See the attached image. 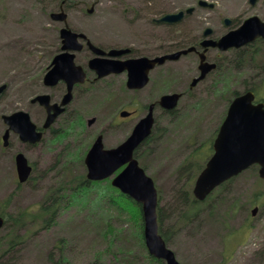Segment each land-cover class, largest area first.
I'll list each match as a JSON object with an SVG mask.
<instances>
[{"label":"rangeland","instance_id":"374dc122","mask_svg":"<svg viewBox=\"0 0 264 264\" xmlns=\"http://www.w3.org/2000/svg\"><path fill=\"white\" fill-rule=\"evenodd\" d=\"M68 1L67 4H72V6L69 5V9H66L67 6L65 8L69 26L75 30L87 32L94 41L96 39L106 45L110 43L112 36L111 24L107 23V20L114 15L115 19L121 22L124 10L129 4V0ZM97 1L99 3L93 8V4ZM163 1L167 2V9L175 6L174 0ZM178 2L183 6L191 0H178ZM232 2L241 3L242 0ZM57 9V4L53 0H0V86L4 84L9 86L0 99V136L6 128L2 120L3 115L30 109L28 102L30 92L24 85L43 71L44 64H47L49 58L55 53L58 46L57 31L62 24L51 20L50 14ZM91 9L94 11L88 14L87 10ZM87 15H94V17L89 18ZM95 16L99 17L96 19L105 21L96 30ZM104 37L108 39L105 41ZM176 68L181 71L176 70L172 64L165 66L163 94L188 87L183 85L187 72L183 71L184 68L181 66ZM254 74L257 72L248 67L240 71L230 68L225 73L228 81L227 86L224 87L226 94L217 95L219 91L213 88L217 85V81L213 83L210 80L195 89L193 98H184L180 101L174 119L165 112H158L156 131L158 133L166 131V134L161 135L160 140L158 139L160 142L151 148L148 155H145L143 162L147 166L148 174L155 180L161 192L159 203L162 211L164 213L170 211L169 216L164 218L163 229L169 232L171 236L169 246L182 264H264V180L260 179L259 174L256 177L251 169L235 177L231 186V197L238 198L240 205L244 207L233 215L231 220L226 218V213L222 209H218L213 214V219L205 212L195 226H187L183 229L175 222L178 218L174 213L177 192L182 184L190 179L184 171H180L183 161L197 145L209 139L220 127L230 104L231 94L228 95L226 89L245 92V85L256 84L257 80L253 81ZM259 79H264V75H260ZM220 89L222 90V87ZM103 96L106 94H100L95 101V118L97 119L95 134L105 130V145L107 148H113L128 138L138 120H129L120 127H114L115 122L119 121L117 117L114 122L117 111L122 108L129 110L133 107L127 105L129 99L118 103L117 98L115 102L112 97L105 101L99 99ZM143 97L157 99L155 91L150 90L143 92L141 98ZM84 136L81 137L85 142L83 145L79 144L78 138L74 142L75 135L70 138L69 145L72 152L78 149L77 152L80 154L86 143L91 141L92 134ZM12 143L11 148L4 150L5 152L1 150L2 144L0 145V205L10 196H14L11 212L17 215L24 209H31L34 215L39 214L42 203L46 200L44 196L51 191L50 187L54 184L56 185L54 190H59L60 185L67 181H55L49 177L40 182L38 189H32L29 184L20 185L18 189L14 154L19 145L14 137ZM48 146L46 144L42 148H37L35 153L26 154L27 158L31 162L41 160L46 165L52 164L60 146L57 145L54 148L50 145L49 151ZM209 148L210 143L206 144L202 150L201 161L209 157ZM70 159L75 160L72 156ZM77 159L80 160L78 155ZM80 161L72 166L74 175L85 172ZM102 182H110V180ZM258 190L261 196L257 198L256 204L252 205L254 192ZM62 194L65 196L61 201L64 206L52 221L46 223L48 216H45V221L41 217L36 222L28 221L26 226L19 230L24 240L10 252L9 264H91L94 262L150 264L149 256L151 255L145 240L143 244L140 229L133 222L130 213H124L122 219L115 214L108 218L99 211L91 209L90 205L83 206L77 204L78 202L69 204V191L66 190L64 193L60 191L61 196ZM256 206L259 210L255 216H252V209ZM246 224L249 225V230L244 234L239 233V227L241 229ZM12 225L8 223L0 230L1 239L4 240L11 232L10 230L14 227ZM105 232L109 233L105 234ZM233 237L235 239H232ZM229 240L230 250H232L224 253ZM0 260H2L1 253Z\"/></svg>","mask_w":264,"mask_h":264},{"label":"flooded vegetation","instance_id":"af4514ba","mask_svg":"<svg viewBox=\"0 0 264 264\" xmlns=\"http://www.w3.org/2000/svg\"><path fill=\"white\" fill-rule=\"evenodd\" d=\"M232 1L234 0H191V2L181 6L178 0H174L175 6L172 9H167V2L163 0H129L121 22L116 20L114 15L107 20V23L111 24L110 34L112 35L110 41L108 40L111 44L108 45L98 42L96 39L94 41L85 31H78L70 27L68 17L66 23L59 22L62 25L57 31L58 46L56 50L54 49L55 53L49 58L48 63L44 64L43 71L24 85L25 89L30 92L28 99L30 109L27 111L19 110L29 114L31 122L36 126V132L42 134L41 140L36 143L24 142L19 134L12 131L9 134L8 146H4L3 137L9 129L6 124L3 134L0 136V145L2 144L1 150L3 152L13 145V137L18 141L19 148L16 149L14 154L17 178L16 157L20 153L25 156L28 153H35L37 148H42V146L48 144V151L51 150L50 145L54 148L57 145L60 146L59 152L53 158V163L46 165L41 160L31 162L27 158L32 171L25 184H29L32 189H38L40 182L49 179V177L55 181H67L72 176L73 164L77 162L67 157L68 148H71L69 145L70 138L75 135L74 142L78 138L79 144L83 145L85 142L81 137L92 134L91 141L88 144L86 143L79 157L84 154L83 163L80 161L85 170L83 173L84 180L88 183H94V180L87 178L88 169L85 159L95 139L102 135L105 140L106 136L105 130L95 134V123L97 121L95 118L96 99L100 94H106V96L99 98L103 101L110 100V97L114 98L113 102L117 98L118 103L129 99L127 105L132 106L133 109L125 110V108H122L119 111L118 107L119 113L116 110L114 122L117 117L119 121L115 122L114 127H120L121 124H125L129 120L140 121L149 113L150 106L155 104L154 127H156L158 112L161 111L166 114L171 112L163 109L158 103L164 96V68L169 64L174 65L175 69L179 71L181 70L176 67H183L185 69L183 71L188 74L187 77L185 76L186 81H183V85L188 86L186 89H177V91L168 93L180 94V101L184 98H193L195 89L201 84L210 80L213 83L221 80L230 68L240 71L248 67L257 72L253 75L254 79L264 75L263 36H258L253 41L240 47H230L226 50L221 49L218 45L223 38L238 33L246 21L251 18H258L260 23L264 25V0H242L241 3H233ZM98 3V1L95 2L92 7H96ZM62 8L64 9V7ZM87 12L90 14V10H87ZM179 12H183V15L178 16ZM170 15H175L172 21L163 20L164 17ZM87 17L91 18L94 15H87ZM96 18L99 17L95 16V30L101 23L105 22ZM257 23L259 24V22ZM67 25L79 35L84 36L79 38L82 45L81 50L73 52L75 54L74 62L76 66L81 67L84 78L82 77V81L73 84L70 100L63 105L64 99L69 94L68 83L60 79L54 85H49L46 83L45 78L53 69L55 58L63 53L61 30ZM104 39L106 41L108 38L104 37ZM92 46H95L104 54H96ZM177 53H181V56L175 61H167L165 64L156 63L146 74V84L139 87L142 75V60H155L165 55ZM95 59L107 60L106 62L122 71L100 77L99 72L93 69L90 64ZM135 62L137 64L134 67L135 79L133 80L130 67ZM203 63L214 65V68L205 75V78L195 82L202 75L201 66ZM37 76L40 77L37 78ZM8 88L7 85L6 91ZM213 88L215 89V86ZM147 90L155 91L157 99L141 98L143 92ZM249 91L253 90H247V92ZM39 97H46L48 100L46 99L43 105L37 100ZM54 106L56 107L54 108ZM59 108L63 111L55 116L49 127H45L48 118L54 115ZM122 112H128L130 116L122 117ZM4 116L8 115L2 116L3 121ZM111 126L113 127L112 123ZM54 189H56V185L53 184L49 189L51 191L47 192L48 194L44 197H48L50 194V196L56 195Z\"/></svg>","mask_w":264,"mask_h":264},{"label":"water","instance_id":"95a60500","mask_svg":"<svg viewBox=\"0 0 264 264\" xmlns=\"http://www.w3.org/2000/svg\"><path fill=\"white\" fill-rule=\"evenodd\" d=\"M192 11V10H190ZM93 12V9L90 10ZM183 15L180 12L178 16ZM175 15L166 16L164 21H172ZM54 21H67V13L62 10L53 13ZM256 20L255 22H253ZM257 18L248 20L238 33L223 38L218 44L221 49L240 47L253 41L258 36L264 37V25ZM83 35L72 31L67 25L61 30L63 40V53L58 55L53 62V69L47 74L45 81L54 85L63 79L68 83L69 94L63 101V105L69 102L73 84L82 81L84 73L81 67L76 66L75 54L81 50L79 38ZM98 55L104 54L101 50L92 46ZM185 53V52H183ZM181 53L169 54L155 60H142V75L139 87L147 82L146 74L156 63L165 64L167 61H175ZM107 60L95 59L90 62L93 69L99 72L100 77L113 72L122 71L106 62ZM137 62L131 64L132 79H135L134 67ZM214 68V65L202 64V75L195 82L205 78V75ZM83 77V78H82ZM81 78V79H80ZM132 86V85H131ZM7 89L6 85L0 87V96ZM180 94H166L159 100V105L166 111H173L178 106ZM46 97H39L43 105ZM254 92H247L236 97L228 109L217 137L213 144L214 154L201 172L194 186V196L199 201L206 198L219 186L237 177L242 172L254 165L259 166V176L264 180V103H254ZM56 106H54L55 108ZM154 107L152 104L149 113L145 115L134 127L131 135L118 147L105 149L103 136L99 135L88 152L85 164L88 169L87 178L94 181H103L112 178V186L121 193L133 199L141 205L144 223V239L148 252L151 256L164 260L167 264H181L173 251L167 248L165 241L159 234L158 227V191L155 183L145 170L139 166L134 158V152L151 136L154 119ZM63 110H59L48 118L46 126L49 127L55 116ZM122 117L130 116L128 112H122ZM5 124L9 127L3 137L4 146H8L10 132L20 135L22 141L36 143L42 138L41 133L36 132V126L31 122L27 112L19 111L9 116H4ZM17 173L20 183H25L32 171L28 159L23 153L16 157ZM118 174L117 171L122 169ZM258 208L253 209L255 215ZM5 219L0 217V230L4 227ZM100 264V263H92Z\"/></svg>","mask_w":264,"mask_h":264},{"label":"trees","instance_id":"16d2710c","mask_svg":"<svg viewBox=\"0 0 264 264\" xmlns=\"http://www.w3.org/2000/svg\"><path fill=\"white\" fill-rule=\"evenodd\" d=\"M53 1H55L57 4V8H58L57 11L61 7L66 8L67 6L66 9H69L70 8L69 5L72 6L71 3L67 4L69 2L68 0H53ZM254 78L255 77L253 76V81L257 80L258 83L257 82L256 84L246 83L247 84V86L245 85L246 91L247 90L255 91L257 95V99L264 102V79H259V78L254 79ZM227 84L228 81L226 76H224L221 80L217 81V85L215 86V91H219L217 95L226 94L224 87L227 86ZM242 84L244 83L242 82ZM220 87H222V90L220 89ZM226 90L228 92V95L231 94L229 100L230 102L233 98L241 94L240 93L241 91L239 90L228 89V88ZM101 104L103 105L102 102ZM176 113L177 110H174L172 112L167 113L166 115L174 119ZM156 129H158L157 125L152 135L145 142V144L135 151V158L139 161L140 166L144 168L146 172H147V166L143 162L144 158L146 157L145 155L146 154L148 155L151 152V148H153L156 144H158V142H160L159 140L161 135L164 136L166 134V131L163 133H158ZM218 130L219 128L209 139L197 145L191 151V153L186 157V159L183 161L182 166L180 167V171H184L188 176V178H190L185 183L182 184V186L179 188V192H177V204H176V210L174 212L176 217L178 218L176 219L175 222L177 224H180V227H182L183 229L187 226H195L196 223L198 222V219L202 215H204L205 212H207L210 215V217L213 219V214L216 212V210L222 209L226 213V218H229V220H231L233 218V215H235L241 208H244L243 205H240L239 199L232 198L230 194L231 186L235 178L223 184L220 188L216 189L204 202L198 201L192 193L193 184L196 178L205 168L208 159L213 154L212 145L216 138ZM208 143H210V148L208 151L209 157L206 158V160L204 159L203 161H201L202 150H204V147ZM68 149L70 150L67 155L68 158L72 156L73 159H75L76 161L81 160L83 163L84 154L80 155V160H79L77 159V155L79 156L77 150H73L74 152H72L70 148ZM251 171L256 177H258L257 175L258 166H253L251 168ZM71 175H74L73 171L71 172ZM17 185H18L17 188L20 189V184L18 182ZM66 190L69 191V196H68L69 204L78 202L77 204H81L83 206L90 205L91 209L93 208L99 211L101 214L107 216L108 218L109 217L111 218V216L115 214L116 216L118 215L120 219H122L126 213L127 214L130 213L133 222H135L136 226L140 229V233H141L140 236L144 244L143 217H142L141 205L133 201L128 196L122 194L116 188L112 187L110 182L88 183L84 180V175L81 174V175H74L73 177L69 178L65 184H61L59 190H55L56 195L54 196H50L51 194L48 195V197H46L45 202L42 203L43 205L40 211L41 213L39 214L37 213L34 215V212L31 211V209H24L22 212L17 213V215L11 212V208H12L11 206L14 196H10L4 203H1L0 217L6 219L5 225H8L9 223V224H13L12 226L14 227L10 230L11 232L6 236L4 240L0 238V253L2 257V260H0V264H9L10 252H12L21 243V241L23 242L24 240L23 236L19 234V230L21 228H24L28 223V221L34 220L36 222L37 219H40L41 217H43L45 221L46 217L48 216L46 223H49V221H52L54 219V217L57 215L59 210H61V208L64 206V204H62L61 201H63L62 199L65 196L64 194H62L63 196H61L60 191L64 193ZM158 191H159V202H160L161 192L159 189ZM260 196H261L260 190L254 192L253 195L254 200L251 202V204L255 205L257 202V198ZM169 212L170 211L164 213L159 203L158 206L159 233L162 235V237L164 238V240L168 245L170 243L171 236L167 230L164 231L163 227L165 223L164 218L169 216ZM248 230H249V225L246 224L241 229L239 227L238 232L244 234ZM170 231L172 232L173 230ZM108 233L105 232V234ZM238 238L242 239L243 237H238ZM232 239H235V237H233ZM230 240L227 245V250H225L224 253L232 250V249L230 250V245H229ZM58 249L60 250L59 247ZM149 259H150V264H165L163 261L152 258L151 256H149Z\"/></svg>","mask_w":264,"mask_h":264},{"label":"bare ground","instance_id":"6f19581e","mask_svg":"<svg viewBox=\"0 0 264 264\" xmlns=\"http://www.w3.org/2000/svg\"><path fill=\"white\" fill-rule=\"evenodd\" d=\"M40 187V186H39ZM41 190V189H40Z\"/></svg>","mask_w":264,"mask_h":264}]
</instances>
